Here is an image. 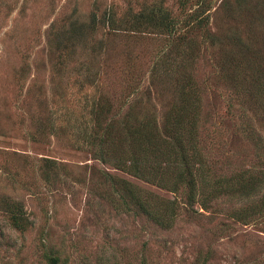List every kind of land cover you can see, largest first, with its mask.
I'll use <instances>...</instances> for the list:
<instances>
[{
  "label": "rangeland",
  "instance_id": "rangeland-1",
  "mask_svg": "<svg viewBox=\"0 0 264 264\" xmlns=\"http://www.w3.org/2000/svg\"><path fill=\"white\" fill-rule=\"evenodd\" d=\"M181 1L0 0V264H48L49 255L61 264H264V218H232L237 197L203 211L180 194L174 225L159 228L124 209L103 175L174 197L100 163L73 136L93 126V93L110 116H152L162 125L190 82L201 104L198 142L215 172L264 164L255 148L264 142V102L251 80L257 69L264 79V0H204L202 11L187 0L203 22L187 27L181 45L159 31H108L111 13L119 20L141 8L182 22ZM72 27L84 33L70 43L62 37ZM44 158L62 170L43 178ZM11 202L26 219L19 229Z\"/></svg>",
  "mask_w": 264,
  "mask_h": 264
},
{
  "label": "trees",
  "instance_id": "trees-1",
  "mask_svg": "<svg viewBox=\"0 0 264 264\" xmlns=\"http://www.w3.org/2000/svg\"><path fill=\"white\" fill-rule=\"evenodd\" d=\"M203 1L197 0L195 4L201 11ZM179 3V13L183 15V20L185 19L182 22L173 23L174 17L161 9L156 8L158 12L154 15L148 8H141L136 12L127 10L119 20L111 13L107 21L108 31L125 35L159 31L157 35L173 37L177 40L176 44L181 45L187 27H199L203 21L199 19L198 11L188 13L187 0ZM196 19L201 22L197 24ZM94 22L93 20L92 24ZM76 33L77 37H83L81 34L84 33V28L72 27L68 36L63 34L62 38H67L71 43V40L77 38ZM165 62L166 60L162 62V66ZM158 69L159 67H155L152 70L154 75ZM252 74L254 76L251 80L257 82L256 102H264V79L259 76L263 73L257 69L252 70ZM189 83L177 91L176 101L169 107L162 125L152 116L142 119L131 116L130 113L110 116V106L105 98L101 93H93L88 109L93 126L88 131L74 132V139L79 140L82 149L89 151L100 163L110 165L115 170L174 197L172 200H163L125 180L106 173L103 175L111 189L120 193L124 209L133 208L140 216L159 228L167 230L174 225L177 208L180 207L176 196L180 194L182 198L184 196V204L191 207L198 205L203 211L209 209V203L212 201L222 197H237L240 206L231 212L232 218L240 222L264 218V164L256 169L249 168L227 177L215 172L214 163L208 159L198 142L197 127L201 104ZM53 124L47 123V126L52 129ZM256 145V150L261 153L259 157L264 161V142L261 137ZM41 161L42 165L38 169L45 179L62 170L61 166L52 160L44 158ZM11 204L14 206L12 226L19 229L26 219L17 214L19 204ZM48 264L61 263L57 255H49Z\"/></svg>",
  "mask_w": 264,
  "mask_h": 264
}]
</instances>
